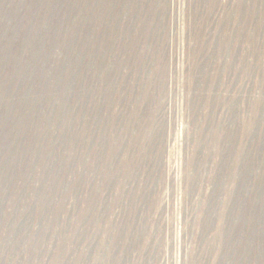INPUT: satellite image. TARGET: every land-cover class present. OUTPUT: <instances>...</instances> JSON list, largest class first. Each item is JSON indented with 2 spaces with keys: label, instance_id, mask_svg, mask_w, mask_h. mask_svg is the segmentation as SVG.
<instances>
[{
  "label": "rangeland",
  "instance_id": "obj_1",
  "mask_svg": "<svg viewBox=\"0 0 264 264\" xmlns=\"http://www.w3.org/2000/svg\"><path fill=\"white\" fill-rule=\"evenodd\" d=\"M0 264H264V0H0Z\"/></svg>",
  "mask_w": 264,
  "mask_h": 264
}]
</instances>
